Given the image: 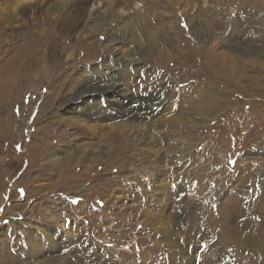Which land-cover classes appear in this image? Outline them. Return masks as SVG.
Here are the masks:
<instances>
[{"label":"rangeland","instance_id":"obj_1","mask_svg":"<svg viewBox=\"0 0 264 264\" xmlns=\"http://www.w3.org/2000/svg\"><path fill=\"white\" fill-rule=\"evenodd\" d=\"M17 1L0 0V264L32 261L28 239L48 249L40 231L74 264L92 249L102 264H154V252L171 264L162 233L175 219L194 234L206 191L218 204L249 184L264 197V0ZM112 38L140 57L143 70L122 67L119 80L143 128L89 112L69 122L61 109L96 100ZM210 101L218 110L202 119ZM187 243L176 254L203 264L209 251Z\"/></svg>","mask_w":264,"mask_h":264},{"label":"bare ground","instance_id":"obj_2","mask_svg":"<svg viewBox=\"0 0 264 264\" xmlns=\"http://www.w3.org/2000/svg\"><path fill=\"white\" fill-rule=\"evenodd\" d=\"M29 2H34V0H21V1H17L16 3L18 5H26ZM24 7L26 8V6ZM17 9L18 7L15 6L14 12H17ZM147 18L148 17L145 16V19ZM202 23H200V25L198 26V33H197L198 35H200V38L202 37V31H203ZM124 40H126V38L122 37V41ZM111 41L113 42L111 44V48L114 47L113 51L116 53L113 58L114 64H112L111 62L109 63L105 62L102 65L103 74L105 77L104 78L105 84L103 85L102 88H99L98 91L96 92L94 91V93H92L93 95L98 94L96 100H94L93 103L90 104L87 103V100L85 99L86 95H88L89 93L84 94V96L78 95L76 98L67 100L63 104L61 109H63L65 113L67 112L69 114L67 117L69 122L76 119L74 118L75 115L81 114L79 116H85L89 112L90 117L93 116L92 113L94 114V116L102 114L106 117L109 116L110 119L112 120L116 119V117H120V119H123L124 117L129 116V120H131V124H130L131 126L137 125L138 128H143L146 124L140 122L138 124H134L135 120L133 118L139 119L144 114L135 112L136 110H138L137 105L134 104V107L129 106L128 100L131 98V96L134 97V95L131 94V92L125 90L124 82L119 80V75L122 71V67L124 68L132 67L135 69L142 68V66L140 67V63H141L139 60L140 57L135 56L134 58L133 56H131L132 54L129 57L127 56L128 58L126 56L124 57V53L118 52L120 51V48L117 46L119 39L112 38ZM246 48L247 47H245L246 51L244 49L241 50L242 48L238 49L237 53L241 52L243 55L246 54V52L248 51ZM102 96L105 97L104 100L103 98L100 99V97ZM134 99L135 98H132V100ZM184 101H188V99L185 98ZM188 103L190 104L191 102L188 101ZM105 104L108 105L109 110L105 109V107H107ZM225 104L226 103L221 104L220 108L224 107ZM203 110L206 113H208V117L203 115L202 119H207L209 117H212V115H214L216 110L218 109H215V107L212 104V101H210V103L206 104ZM75 123L81 127V125L78 124V123H82L80 122V120ZM119 126L122 125L121 124L119 125L118 123H114L111 124V126L108 128L111 131H115V129L118 130ZM123 127L125 128L126 125H123ZM211 161L213 162V160ZM256 168L257 167L255 166L254 170H257ZM245 177L246 175L241 177V182H244ZM225 182L227 181L225 180ZM260 182L261 184L257 185L259 184L257 183L255 185V188L256 190L258 189L261 192V194H264V178ZM173 188L174 186H171V189H169L168 191H172L174 193ZM214 188L216 191L218 192L220 191L219 185H215ZM204 189L206 188H202L203 192ZM244 190L245 191H243L240 196L234 198H232L233 197L232 196L231 198L226 200V202L223 201L224 203H220V204H218L219 200L216 199L218 198L216 194L209 196L207 195V193H210V191L209 190L206 191L205 194L206 204H204V206L201 208V212L203 213L204 218L200 220V218L196 219V217H194L195 214L192 215L191 227L193 226L196 227L194 234H192L191 231H186V232L179 231L178 228L179 223L175 219L170 220V225L172 227L168 231L167 229L165 233L159 231L160 233L165 234L166 238L168 239V242L165 244V246L169 248V250H172V253L175 254V255L172 254L171 256L168 255L169 258L172 257L171 264L199 263L198 262L199 259H197L198 258L197 256L185 258L184 255L189 254L190 253L189 250H181L182 255L176 254L178 253L177 251L179 249V246L180 245L183 246V240H187L188 242L186 245L187 247L190 246L191 248H194L196 247L194 243H196L201 247L202 252L209 251L208 253L210 254H206L204 256V259L201 258L203 264H255L253 263V261H257L256 262L257 264H264V197L260 199L261 196L260 197L258 196L259 200H256L258 202L254 203L255 199L258 197L255 194L256 192L254 193V187L252 186V184H249ZM212 207H214V213L212 212L213 210ZM152 220L159 221V218H157L156 220L155 219ZM158 221H156V223H159ZM201 228L204 231V233L201 232L202 231ZM190 229L191 228H189V230ZM40 232L41 233H38L39 235L36 236L41 237L39 238L41 243L45 245L48 244L50 247L48 249H44L43 247L44 245L42 246L39 245L36 241L37 239H33V240L28 239V243H30L32 249L30 250V252L28 251L27 255L31 256L32 261H29L27 264H74L71 262L70 259H68L66 256L61 254L62 253L61 244L55 242L56 239L55 237L53 238V236L51 235L49 236L47 233L44 234L42 233V231ZM197 234L202 235V238H200L201 239L200 243L196 241V239L198 238ZM6 235H10V233L8 234V232L6 231L5 233L2 234L3 237L1 236L0 237L2 239H5ZM157 247L158 245H153V248L155 250ZM2 249H0V251ZM54 250L56 252L55 255L51 253ZM92 250L93 251H89L87 254L89 257L88 256L84 257L79 255L80 257L79 259H77L78 262H76V264H102V261L105 258L104 255L97 249L96 250L92 249ZM24 256L27 257L25 254ZM40 257L43 258L37 261V259ZM216 259L217 262L212 261ZM96 260H98L97 263ZM151 262L154 264H161L163 261L157 260L154 252V257L151 258Z\"/></svg>","mask_w":264,"mask_h":264},{"label":"snow or ice","instance_id":"obj_3","mask_svg":"<svg viewBox=\"0 0 264 264\" xmlns=\"http://www.w3.org/2000/svg\"><path fill=\"white\" fill-rule=\"evenodd\" d=\"M75 202V201H74Z\"/></svg>","mask_w":264,"mask_h":264}]
</instances>
